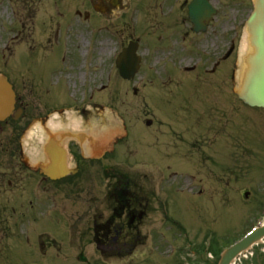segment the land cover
<instances>
[{"label":"rangeland","instance_id":"374dc122","mask_svg":"<svg viewBox=\"0 0 264 264\" xmlns=\"http://www.w3.org/2000/svg\"><path fill=\"white\" fill-rule=\"evenodd\" d=\"M177 1L181 5L183 0ZM214 2L219 5L220 12L212 27H219L222 22L230 24L238 12L231 10L230 6L232 5L229 4V0H214ZM125 4V9L116 8L115 12L112 11V14L108 15V19H106L108 28H106L104 40L100 44L99 57H96V60L93 59L92 64L87 59L82 61L83 48L88 36L86 28H82L78 24L79 27L76 28L71 24L72 27L67 30L64 37L69 40L68 49L79 54L77 64L71 58L68 59L71 61L69 71L72 72V79L76 82L72 86V92H79L83 85V82L80 81L82 72L90 77L89 81L93 80V84L95 81L104 82L109 88L107 90L109 98H106V116L104 115L106 127H117L118 130L121 128L123 130L125 124L126 128H129L128 136L121 141V149L125 153H121L119 147L116 148L115 153H119L120 156L121 172L129 177H131L130 175L134 176L137 187L142 186L143 191L147 193L144 196L150 198L148 203L150 201L152 212L150 211L148 217L138 224V229L147 237L144 238V244L137 250L136 254L138 255L109 259L107 254L97 248L93 223H91L95 218L93 211L99 205V217L98 215L96 217L98 222L110 215L111 207L108 210L101 208L102 204L106 202L105 199L99 204V200L93 201L90 198L85 208L87 194L84 193V185L72 187L53 185L54 189L49 188L53 191L49 190L48 192L54 193L53 199L56 198V202L60 203L62 201L63 205L61 206L59 203L49 216H42L34 221L35 209L33 210L28 203L30 222L27 225L28 236L25 241L27 250L25 254H15L17 257L20 256L24 264H28L29 261L31 264L40 261V255L34 253L38 247L37 233L39 230L50 234L59 244V247L54 249L56 254L52 256L53 258L46 259L49 253L44 252L39 264H69V261L64 260L66 256H62L63 254L67 255V252L71 255L67 257L71 260L70 264H182L183 255L174 250L173 246L182 245L183 237H175L181 230L167 221L166 215L169 213L180 221L181 226L183 225L182 227L192 239V245L201 242L209 231H216L220 237L224 238V241L226 238L234 240L253 225L264 222V212L259 211L260 205H264V109L239 108L241 105L237 98H235V103H232L235 106L230 108V99L229 103L221 101V95H216L215 90L217 89L211 91L205 79L194 80L184 76L181 59L184 56L189 57L186 60L188 64L195 61L194 58H191L197 55L194 42L188 40L182 42V36L171 37L170 33H167L169 28H163L161 31L163 25L182 23L183 7L179 8L177 5L175 13L164 16L169 10L170 0H126ZM12 5L16 12L25 9V3L22 0H14ZM4 7L0 5V45H3L0 47V59H3L4 55L10 56L14 53L13 62L9 66L11 71L12 65L18 66L20 57L26 58L27 55L34 54L36 59L40 58L39 63L43 75L49 78L56 77L60 73L59 68L62 60L66 55L70 56L63 47L64 40L56 41L54 36L51 40H34L28 45L26 44L24 48L17 49L22 42L17 31V28L19 29L18 16L20 18L23 16L18 13L16 19L8 25V21L13 19L14 15ZM184 10L187 12L185 5ZM55 18L59 17L55 16ZM9 27L13 28L9 29ZM7 28L8 37L17 40L14 42L17 48L14 44L9 45V41L4 40L7 43L5 45H9L5 48L1 41L3 32ZM115 31L122 34V41L127 42L130 38L140 41L139 53L143 58L142 67L132 81H122L118 74H115V69L112 66L116 44L115 37H111L110 32ZM180 34H183L182 31ZM152 37L158 49L155 53L153 51L156 48L151 44ZM179 38L181 40H177ZM175 44H178L181 50L161 62L162 57L165 56L161 48ZM200 44L203 45L201 49L204 51L202 50V52L212 57L213 51H209L214 48L215 44L210 40V36L202 40ZM239 53L240 51L237 52V54ZM5 59L9 61L11 58L4 57ZM1 64L0 60V69H2ZM240 65L239 56L236 67V85L242 69ZM89 69L93 71L89 73ZM105 69L106 78L104 80L102 73L105 72ZM153 70L155 73L151 76ZM14 79L16 82L19 81L17 75ZM116 83H119L121 90L114 89L118 87ZM158 85L160 88L155 91ZM221 85L224 90L227 89V82H223ZM135 87L138 88L136 94L133 92ZM113 89L116 92H113ZM195 91L201 95L210 92L212 98H217L216 105L225 108L209 104L208 108H213L216 111L212 115L209 114L206 108L208 102L195 98L189 100ZM218 91L221 92V90ZM111 97L115 98L111 99ZM184 108L190 109L191 117L198 118L203 124L215 122L214 128L218 132V139H225L227 133L232 135L233 142L230 145V140H228L225 149L230 152V155L219 156L217 154L213 158L196 157L188 154V150L183 148L179 155L166 156L154 148L153 145L159 146L161 151L163 150L162 143L156 144L158 140L153 137L145 121L149 118L157 120L158 118L186 117ZM97 119L98 115L93 118L94 121ZM4 129L7 130L8 127ZM125 133L124 130L122 134ZM163 137H168V133L164 132ZM212 137L213 135L207 138L211 139ZM37 138L38 135L35 134L31 141L24 143L27 152L36 153L39 144ZM220 140L213 144L214 148H222L223 144ZM203 146L205 148L206 145ZM3 152L4 148L0 153L3 154ZM208 154L213 155L214 153ZM233 157L238 160V169L235 173L230 174L226 171V167L231 165V168H235V159H231ZM169 165L173 168H167ZM196 165L199 167L196 168ZM2 170L0 167V178L4 172ZM27 175L29 174L27 173ZM152 175L161 180L163 185L158 184L157 179H153ZM185 175L192 176L195 183L191 184L192 180ZM151 180L154 181V185ZM65 188L71 189L68 193L71 194L72 199L68 197ZM91 189L93 192L96 191V187ZM247 190L250 191V194L245 197L244 193ZM77 192H80V195L75 198L78 195ZM98 196V193L94 194V197ZM45 198L48 199V195ZM4 201H6V197ZM44 208L47 207L44 206ZM67 213H70V216ZM72 226L71 245H68V236ZM17 246L24 250L23 246L18 243H15L13 248ZM7 255L15 259L14 254L7 253ZM185 256L188 257V260L193 259L188 254ZM210 260L213 261L212 258ZM193 264L200 263L194 261ZM201 264H212V262L205 261L203 263L201 261ZM236 264H264V240L238 258Z\"/></svg>","mask_w":264,"mask_h":264},{"label":"flooded vegetation","instance_id":"af4514ba","mask_svg":"<svg viewBox=\"0 0 264 264\" xmlns=\"http://www.w3.org/2000/svg\"><path fill=\"white\" fill-rule=\"evenodd\" d=\"M67 3L64 6L65 9L70 7L71 4L77 2L79 8H77V14L80 19L86 22V27L97 29L98 32L94 36L95 48L99 54V48L102 42V27L104 26L103 21V7L100 5L98 0H33L32 3L35 4V13L38 14L39 26L49 20L52 22V17L49 15L47 18L43 17V11H47L50 14L53 9L58 7V4ZM253 3V0H249ZM239 13L238 16H234V21L231 24L224 23L220 24L219 27L208 26L205 32H195L193 25H189L188 35L190 41H198V36L205 35L209 33L210 40L214 42L217 49L219 43L222 44H237L240 41L241 33L246 24L244 14H246L250 7L248 6V0H232V9ZM171 37L176 38L177 36H182V42L186 41L187 33L185 30L180 34L179 28H169ZM188 39V38H187ZM99 57V55H98ZM40 59H22L20 61V76L18 82L19 107L23 110L22 117V127L29 128L35 123H41L44 128H49L48 120L50 115L58 111L59 116L55 118H62L61 115L68 113L66 110L73 107L76 109V113L80 115L83 119L89 117L92 111L100 113L101 109L105 107L106 96L105 89L97 88L92 94L87 98L84 92H81V97L79 100L77 98L70 102L67 98V81L64 80L61 84L59 80L53 81L49 77H45L40 67ZM68 65L65 62L62 64V71L66 72ZM216 70L203 69L196 73L195 78H201L202 74L214 73ZM232 103L234 96L230 95L228 92L222 98V101L226 103ZM242 102V101H241ZM73 105V106H72ZM75 106V107H74ZM65 120L62 124L66 126V129L71 130L69 122ZM84 121H82L81 127H83ZM154 124L151 123L150 126ZM158 128L155 130L156 133H168V137L163 141L167 147H171V143L176 145L177 142L182 141L185 146L197 147L198 142L202 138V124L201 121L195 119V122L186 119L183 123H170L166 124L160 123L157 125ZM164 126L165 129H161ZM4 144L6 145V151L0 162H2L7 176L3 177L1 184L15 185L14 188H9L7 190V204L8 205H18L19 214L17 215V209L12 208L13 213L5 214L0 216V264H24L20 256H15L25 254L26 247V234L24 231L26 222V209L25 205L27 202V187L26 176L28 168L30 172L36 174V185L34 187L36 201H41V191L42 184L46 182L48 185H106L103 187V195L105 200L109 199L112 202L113 208L112 212L115 216L121 217V220H126L129 225H133L134 222L141 217H144L143 208H139L137 204V199L134 194H131L127 189L123 187L124 178L120 171H117V167L114 166L117 161L111 162L105 153L101 151L89 153L86 155L83 150L84 142L80 135L69 138L67 149L61 150L59 145L55 146L53 154L50 156L49 161L45 163L43 161H37L33 165L28 163L26 159V153L23 147L22 140L19 135H4ZM196 151V150H195ZM200 153L201 151H196ZM191 155L192 151H187ZM114 164V165H113ZM45 171L51 172H66L68 173L65 177L58 180H52L47 176ZM109 172V174H108ZM92 173H102L105 177L106 183H96L91 184L90 174ZM113 177L114 181L111 180ZM51 182V184H50ZM127 195V196H124ZM131 196L133 199L128 197ZM55 201L54 199L52 200ZM107 202V201H106ZM56 203V202H55ZM108 206H104V210H108ZM5 211V209H4ZM110 213L100 225H97L96 232L99 235V242L104 247H112L110 242H116L117 238L122 235L123 231H119L118 227L111 226L113 220L115 219ZM142 217V218H143ZM96 226V223H95ZM41 238V237H39ZM109 238H112L110 240ZM15 243L21 244L24 250L17 246L13 248ZM41 243V244H40ZM45 250L48 248V241L44 242L42 239L39 241L40 252L42 253L43 248ZM12 253V256L6 254ZM22 257V256H21Z\"/></svg>","mask_w":264,"mask_h":264},{"label":"water","instance_id":"95a60500","mask_svg":"<svg viewBox=\"0 0 264 264\" xmlns=\"http://www.w3.org/2000/svg\"><path fill=\"white\" fill-rule=\"evenodd\" d=\"M215 10L207 0H194L190 5V19L199 24L201 20L210 18ZM255 38L256 55L252 60V70L249 76V87L241 97L251 105L264 106V0L259 10L250 19ZM200 25V24H199ZM136 45L132 43L119 60L121 74L124 77L134 76L138 66L139 57L135 54ZM14 109V92L5 78L0 77V120L9 116ZM264 236V227L259 228L241 243L230 248L222 257L220 264H229L230 261L242 250Z\"/></svg>","mask_w":264,"mask_h":264},{"label":"bare ground","instance_id":"6f19581e","mask_svg":"<svg viewBox=\"0 0 264 264\" xmlns=\"http://www.w3.org/2000/svg\"><path fill=\"white\" fill-rule=\"evenodd\" d=\"M246 50H247V45H246L245 42H243L242 43V47H241V56H242L241 61L242 62L244 61V56L243 55L245 54ZM239 74L241 75V72Z\"/></svg>","mask_w":264,"mask_h":264}]
</instances>
